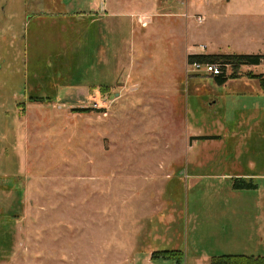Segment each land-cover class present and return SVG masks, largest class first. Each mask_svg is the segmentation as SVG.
Segmentation results:
<instances>
[{"label": "rangeland", "instance_id": "rangeland-1", "mask_svg": "<svg viewBox=\"0 0 264 264\" xmlns=\"http://www.w3.org/2000/svg\"><path fill=\"white\" fill-rule=\"evenodd\" d=\"M154 1L0 0V264H264V62L223 85L187 63L264 41L171 16L208 0L144 27Z\"/></svg>", "mask_w": 264, "mask_h": 264}, {"label": "crops", "instance_id": "crops-1", "mask_svg": "<svg viewBox=\"0 0 264 264\" xmlns=\"http://www.w3.org/2000/svg\"><path fill=\"white\" fill-rule=\"evenodd\" d=\"M158 4L162 6L163 1L161 0H157L156 2L154 1L153 6L149 7L150 9H148L147 6H145L144 9H142V11L138 12L139 13L138 15L140 17L139 22L144 27L146 26L148 27V22H150V27H151L154 20L156 21V19L160 18L158 15L153 14L155 12L157 13L158 10L156 8ZM184 6H185V11L183 14L178 15V13H172L173 15L171 16L176 19L177 18L184 19L185 24L187 26L186 32H188V26L190 22H188L185 18V15L188 11L191 10L193 12L195 9H197L201 14L200 16L206 17V18L204 17L205 20L203 23H200L197 20L198 21L197 23L199 25H203L204 23H206L207 22L206 19L208 18L207 15H209V17H211L217 28L220 29V33L219 35H217V38H219V42H221L219 47H222V45L224 46L228 43L233 45L234 40H238L239 38H241V41H245V42L250 41V43H257L264 41V28H261L259 33V28L257 27V26H264V0H208L207 4L204 3L199 5L198 7L193 6L192 8H190L187 7L186 5ZM91 7H93L92 4ZM200 11H204V12L201 13ZM141 15L144 16L141 17ZM260 16L261 19L256 20V17H260ZM136 17H133L134 21L132 20L134 31L136 30V28L138 31H142V32L150 29V27L147 29L141 28V26H139V24L136 23L137 21ZM173 22L175 23V25L179 24V20H175ZM254 26H256V34H254L253 32ZM234 32H237L238 34H233ZM227 35L229 39H227ZM232 45L228 44L227 46H232ZM191 55H198V54L191 53L188 54V57ZM211 55H221V54L214 53ZM231 55H236V54H231ZM188 57H187V63H188ZM236 178L250 179V176H246V177L236 176L233 179ZM253 191H259V188Z\"/></svg>", "mask_w": 264, "mask_h": 264}, {"label": "trees", "instance_id": "trees-1", "mask_svg": "<svg viewBox=\"0 0 264 264\" xmlns=\"http://www.w3.org/2000/svg\"><path fill=\"white\" fill-rule=\"evenodd\" d=\"M264 62V55H191L188 57V65L198 64H218L221 65L224 73L216 77V81L219 85H223L227 82L228 78H235L233 74L230 77H227L225 71L229 66L232 68L234 73H237L238 70L244 66H260ZM251 79H255L259 82L260 89L264 93V74H249ZM80 112H88L89 109L79 110ZM215 137H196L193 140H213ZM233 189L234 190H246L252 191L257 190L258 185L254 184L253 181H247L244 178H236L233 180ZM249 261L245 256H224L222 258H213L212 264H230L231 261Z\"/></svg>", "mask_w": 264, "mask_h": 264}, {"label": "built area", "instance_id": "built-area-1", "mask_svg": "<svg viewBox=\"0 0 264 264\" xmlns=\"http://www.w3.org/2000/svg\"><path fill=\"white\" fill-rule=\"evenodd\" d=\"M175 1L183 3V2H187L188 0H175ZM204 20H205V18L203 16H199L198 21L200 23H203ZM202 49L205 50L206 47L203 46ZM190 66L193 68L194 71L195 70L196 71L204 70L206 75H212V76L219 77V76H221L224 73V70H223L222 66L218 65V64H212V65L205 64V65H202V64L195 63V64L190 65ZM228 68H230V67L228 66L227 69Z\"/></svg>", "mask_w": 264, "mask_h": 264}]
</instances>
